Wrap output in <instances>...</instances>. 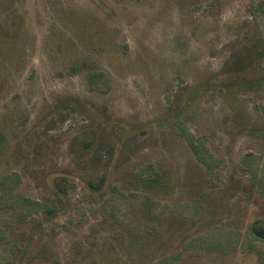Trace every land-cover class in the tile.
I'll return each instance as SVG.
<instances>
[{"label":"rangeland","instance_id":"rangeland-1","mask_svg":"<svg viewBox=\"0 0 264 264\" xmlns=\"http://www.w3.org/2000/svg\"><path fill=\"white\" fill-rule=\"evenodd\" d=\"M5 173L0 264H264V0H0Z\"/></svg>","mask_w":264,"mask_h":264},{"label":"trees","instance_id":"trees-1","mask_svg":"<svg viewBox=\"0 0 264 264\" xmlns=\"http://www.w3.org/2000/svg\"><path fill=\"white\" fill-rule=\"evenodd\" d=\"M183 136L186 139V142L189 146V148L191 149V151L193 152L194 156L196 159H198L199 161H201L205 166H207L209 168V170L212 169L211 164L209 163V154L205 148V146L203 145L202 141L197 137V136H193L192 134L185 132L184 130H182ZM13 174V173H11ZM11 174L9 173H5L3 175H1L0 177V183L3 185V182H7L6 185H4V191L5 192H9L10 188H12V186L16 183V179L17 176L15 175V179L10 178ZM2 194H0L1 196ZM24 200H26V202H28V206H30V201L34 202V203H38V201L28 198V197H22ZM7 204V205H11V200L10 198L6 201L0 202V207L2 204ZM49 209V208H47ZM19 210L15 211V210H10L9 212L11 213H15L18 212ZM248 230L249 233L252 237H254L257 240H261L264 241V218H254L252 219L248 225Z\"/></svg>","mask_w":264,"mask_h":264}]
</instances>
